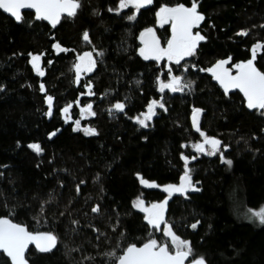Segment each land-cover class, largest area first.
I'll return each instance as SVG.
<instances>
[{"label": "trees", "instance_id": "16d2710c", "mask_svg": "<svg viewBox=\"0 0 264 264\" xmlns=\"http://www.w3.org/2000/svg\"><path fill=\"white\" fill-rule=\"evenodd\" d=\"M178 2L190 6L192 0H153L130 21L132 11H108L119 0H80L77 14L55 28L32 13L17 24L0 12V217L58 237L48 252L32 248L29 264H105L104 253L128 242L140 246L150 231L163 239L162 228L148 226L133 202L167 198L144 188L140 176L161 186L178 184L185 171L182 154L196 157L190 145L201 137L191 123L193 107L203 109L201 130L222 141L232 164L219 155L189 159L199 191L172 196L166 219L207 264H264V226L243 222L235 213L236 202L247 209L264 205V112L249 109L239 93L226 94L211 73L201 71L228 57L232 67L250 59L254 45L264 44V0H197L205 19L194 31L206 40L185 60L186 73L174 65L175 73L194 85L191 91L160 93L157 76L166 78V61L144 60L139 34L153 27L166 44L171 25L158 27L155 13ZM244 30L247 35L238 34ZM85 31L91 44L82 38ZM57 42L67 51L54 48ZM94 49L103 57L77 82V54L95 56ZM29 53H43V76ZM255 63L264 71V49ZM87 81L90 89L83 87ZM161 97L165 108L157 109L148 127L139 125L133 117ZM117 101L126 104L123 112L112 107ZM88 103L96 115L84 120L80 111ZM68 105L65 119L62 109ZM76 120L96 133L76 130ZM31 143L43 152L29 148ZM96 205L99 213L92 211ZM0 264H10L3 252Z\"/></svg>", "mask_w": 264, "mask_h": 264}, {"label": "snow or ice", "instance_id": "6c2138e0", "mask_svg": "<svg viewBox=\"0 0 264 264\" xmlns=\"http://www.w3.org/2000/svg\"><path fill=\"white\" fill-rule=\"evenodd\" d=\"M152 4L153 0H119L118 6L116 8L110 7L108 11L119 14L124 9H134L135 11L126 17L132 21L135 20L136 14L139 13L140 9ZM81 6L80 0H0V10L10 14L17 22L23 20L21 10L29 9L35 11L36 20L47 21L53 28L56 27L65 14L67 17L75 16ZM155 15L160 27L166 24L171 25V36L167 38L166 44L162 45L156 29L146 27L139 34L141 43L139 55L144 60L166 61V78L157 76V86L160 93H164L166 90L172 93L183 92L185 89L191 91L194 81L186 80L183 74L177 75L174 71V65L181 68L184 73L188 71L185 58L195 56L200 42L206 40V36L202 35L201 31H194L205 19V16L198 10L197 0H192L190 6L179 2L174 5L165 3L159 7ZM238 34L247 35L248 33L244 30ZM82 38L85 42L91 44V38L87 31L83 33ZM53 47L67 51L58 42ZM258 48L264 49V44L258 43L254 45L251 49V58L235 63L232 68L226 67L231 60V57H228L217 61L212 67L201 69V71L211 73L226 94L233 89L243 93L249 109L264 110V71L255 63ZM94 51L96 53L95 56L93 51L77 54V62L74 64L77 82H79L82 73H91L95 69L97 58L103 57V51L96 49ZM29 55L31 56L33 68L36 69L39 75L43 76L44 72L40 68L43 53H29ZM182 61H185V63L182 64ZM191 67L196 68L197 65L193 64ZM233 68L235 73H233ZM83 87L90 89L91 82H85ZM40 90H45L43 83L40 85ZM88 94L92 95L93 93L89 91ZM46 100L50 106L47 114L51 115L53 97L48 95ZM71 107V105H68L62 111L67 114ZM112 107L123 112L126 104L117 101ZM146 107L147 110L145 112L133 117L142 127L149 126L148 122L156 115L157 108H165L163 97L159 100L152 99ZM92 109V103H88L81 108V116H95L96 113ZM202 112L203 109L201 108L193 107L192 109V125L203 138L201 141L194 143L192 147L199 153H207L208 155L219 153L221 161L231 166L232 160L226 159L223 151H221L222 141L214 136H209L205 131L201 130L198 117ZM75 124L79 127L80 121L76 120ZM84 131L86 134L96 133V129L91 127L84 129ZM54 134L51 133L50 135ZM28 147L37 154L43 152L39 143H31ZM223 147L226 149L227 145H223ZM195 158V156L189 157L182 154V159L185 162V171L180 176V182L178 184L169 183L163 185V190L168 193L169 197L174 193L187 195L189 189L196 190L191 179V170L188 168L189 159ZM137 175L140 176L139 173ZM97 179L99 180L100 177L98 176ZM140 182L150 188L161 187V185L144 179L142 176H140ZM77 191H79V186H77ZM167 204V199L146 204L144 199L137 197L133 202V207L144 214L143 219L152 229L159 231L161 230V225H164L162 229L163 239H157L154 231H150L145 242L140 244V246L137 243L128 242L122 248L104 253L103 255L106 257L105 264H186V261L188 264H207L204 255L197 256L195 254L191 241L181 238L173 230L171 222L165 216ZM92 211L99 213L100 206L96 205ZM249 213V219L264 224V206H261L258 210L249 209ZM73 223H78V221H73ZM191 226L195 228L196 224ZM57 241L58 237L52 231L30 230L28 225L24 223L14 222L9 217H0V251L10 259V264H29L28 259H26V251L30 244L35 245V248L42 252H47L56 246ZM189 257H192V259L189 260Z\"/></svg>", "mask_w": 264, "mask_h": 264}, {"label": "rangeland", "instance_id": "374dc122", "mask_svg": "<svg viewBox=\"0 0 264 264\" xmlns=\"http://www.w3.org/2000/svg\"><path fill=\"white\" fill-rule=\"evenodd\" d=\"M126 11H132V12H134L135 10L134 9H131V8H129V9H124L123 11H121L120 13H122V12H126ZM116 13V12H115ZM119 13V14H120ZM166 25H168V24H166ZM157 26L158 27H160V25L157 23ZM165 26V25H164ZM262 51V49L261 48H258L257 49V55L260 53ZM190 57H186L185 58V60H187V59H189ZM162 62H164V61H161V62H159V63H162ZM183 62V61H182ZM226 67H229V68H232L231 66H230V62L226 65ZM233 73H235V69L233 68ZM212 75V74H211ZM214 78V77H213ZM157 109H159V108H157ZM157 109H156V111H157ZM258 110V109H257ZM93 111V110H92ZM259 111H262V112H264V110H259ZM202 114H203V112L199 115V117H198V119H199V124L201 125V119H202ZM67 115H68V113L67 114H65L64 113V117H65V119H68L67 118ZM82 117V119H84V120H86V119H89V118H92L93 116H91V115H88V116H81ZM192 117V116H191ZM191 123H192V118H191ZM193 126V125H192ZM86 128H89V127H84L82 124H81V122H80V126L79 127H77V125L75 124V129L76 130H79V131H82L85 135H92V134H86L85 133V131H84V129H86ZM200 128H201V126H200ZM193 129L196 131V129L193 127ZM197 132V131H196ZM198 133V132H197ZM199 134V133H198ZM200 135V134H199ZM201 137V136H200ZM203 138L201 137V139L199 140V141H201ZM199 141H197V142H199ZM197 142H195V143H197ZM194 144V143H193ZM193 144H191L190 145V149L192 150V152L196 155V157H198V158H200V157H203V156H206V157H214V156H217V155H219V153H217L216 155H208L207 153H199V152H196L195 151V149L192 147V145ZM221 151H223V148H222V146H221ZM192 179V178H191ZM139 181H140V177H139ZM193 182V181H192ZM140 184L144 187V188H146V189H149V190H159V191H161V192H163V193H165L166 195H167V200H168V202H169V200H170V198L172 197V196H183V197H187L190 193H194V192H198L199 191V188H198V186L197 185H195L194 183V185H195V189L196 190H193V189H189L188 191H187V195H182V194H180V193H174V194H172L170 197H169V195H168V193H166V192H164V190H163V186H161V187H159V188H150V187H147L146 185H144V184H142L141 182H140ZM146 203V202H145ZM168 205V204H167ZM264 206V205H263ZM136 209V208H135ZM259 209V208H258ZM258 209H255V210H258ZM137 211H139L138 209H136ZM235 213L238 215V217L243 221V222H247V223H250V224H253V225H255V226H257V227H262V226H264V224H261V223H259V222H254L253 220H251V219H249L248 218V216L250 215V213H249V209H247V208H244L242 205H241V203H239V202H236V205H235ZM166 212H167V206H166ZM165 216H166V213H165ZM163 227H164V225H161V228L163 229Z\"/></svg>", "mask_w": 264, "mask_h": 264}, {"label": "water", "instance_id": "95a60500", "mask_svg": "<svg viewBox=\"0 0 264 264\" xmlns=\"http://www.w3.org/2000/svg\"><path fill=\"white\" fill-rule=\"evenodd\" d=\"M152 5H153V4H152ZM152 5L146 6L145 8H142V9H149L150 7H152ZM21 11H22V16H23L24 13H32V14H34V17H35V11H34V10L22 9ZM0 12H2V13H3L4 15H6L7 17L13 19L17 24H20V23H21V21H20V22H17V21L15 20V18L11 17L10 14L3 12V10H0ZM77 12H78V10H77ZM63 18H71V17H67V15L65 14V16L62 17L61 21L56 25V27L62 22ZM35 20H36V19H35ZM36 21H38V22H43V23L47 24L49 27L53 28L52 25L49 24L47 21H39V20H36ZM153 61H154V60H153ZM35 70H36V69H35ZM217 82H218V81H217ZM218 84H219V82H218ZM219 85H220V84H219ZM220 87H221V86H220ZM221 88H222V87H221ZM222 89H223V88H222ZM223 90H224V89H223ZM234 92L239 93V94L243 97V93L239 92V90H237V89L230 90L227 94L234 93ZM243 98H244V97H243ZM244 99H245V98H244ZM245 101H246V99H245ZM32 248H35V245L30 244L28 250L26 251V256H27V254L29 253V251H30ZM37 250H39V249H37ZM51 250H52V249H51ZM39 251H40V250H39ZM0 252H2V251H0ZM41 252H42V251H41ZM47 252H48V251H47ZM189 260H191V257H189ZM186 264H188L187 261H186Z\"/></svg>", "mask_w": 264, "mask_h": 264}, {"label": "bare ground", "instance_id": "6f19581e", "mask_svg": "<svg viewBox=\"0 0 264 264\" xmlns=\"http://www.w3.org/2000/svg\"><path fill=\"white\" fill-rule=\"evenodd\" d=\"M153 6V5H152ZM151 8V7H150ZM64 19V18H63Z\"/></svg>", "mask_w": 264, "mask_h": 264}]
</instances>
